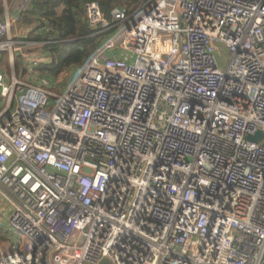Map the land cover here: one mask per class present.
I'll use <instances>...</instances> for the list:
<instances>
[{"label":"built area","instance_id":"built-area-1","mask_svg":"<svg viewBox=\"0 0 264 264\" xmlns=\"http://www.w3.org/2000/svg\"><path fill=\"white\" fill-rule=\"evenodd\" d=\"M84 13L63 93L0 77V264H264V0Z\"/></svg>","mask_w":264,"mask_h":264},{"label":"trees","instance_id":"trees-1","mask_svg":"<svg viewBox=\"0 0 264 264\" xmlns=\"http://www.w3.org/2000/svg\"><path fill=\"white\" fill-rule=\"evenodd\" d=\"M147 0H30L28 10L22 15L25 22L35 21L36 26L27 36L29 42H45L51 57L48 64L35 67L39 77L55 79L68 69L81 68L99 47V34L87 25L84 6L96 2L108 16L115 8L132 14Z\"/></svg>","mask_w":264,"mask_h":264},{"label":"crops","instance_id":"crops-1","mask_svg":"<svg viewBox=\"0 0 264 264\" xmlns=\"http://www.w3.org/2000/svg\"><path fill=\"white\" fill-rule=\"evenodd\" d=\"M24 3H26V5ZM29 3L28 0H0V17L2 19L8 18V21L12 23L10 30L11 38L18 44L22 43L29 45L27 48H24L25 50L22 49L21 51L14 53L12 63L10 62L8 55L0 53V77L1 85L3 87L10 86L14 80L21 82L22 78L26 77L27 79L34 80L30 83H27L26 81V84L40 87L43 78L38 76L35 67L38 64H48L51 61L50 55L44 48L46 45L45 42L26 41L27 36L34 31L36 26L35 21L25 22L23 20L22 15L28 10ZM14 63L17 65L16 72L12 69ZM50 86L53 87V84ZM6 208L4 201L0 199V211L6 210ZM2 220L5 219L2 218ZM9 238L13 239L14 242H19V240L11 234L9 235ZM9 238L7 242L5 240L2 241L4 237H1L0 245H2L4 249L13 250L14 246L12 247V243L14 242H10Z\"/></svg>","mask_w":264,"mask_h":264},{"label":"rangeland","instance_id":"rangeland-1","mask_svg":"<svg viewBox=\"0 0 264 264\" xmlns=\"http://www.w3.org/2000/svg\"><path fill=\"white\" fill-rule=\"evenodd\" d=\"M94 34H99V35H101L102 37H99L98 38V41H99V44H101L106 38H108L109 36H111V34H114L115 33V31H113V32H111L110 34H108L107 36L106 35H104L103 33H95V32H93ZM221 48V47H220ZM25 50V49H24ZM220 53H221V55H224V50L221 48L220 49ZM5 55H7V54H5ZM218 60H219V62H221V60H220V57L218 56ZM223 63H221V65H222ZM16 67H17V65L14 63L13 64V66H12V69H13V71L14 72H16ZM7 69H8V67H7ZM79 69L80 68H76V69H68L67 71H65L64 73H62L60 76H58L57 78H55L54 80L53 79H47V78H45V77H43V79H45L46 81H48V83L50 84V85H52L53 84V87H51L50 89L51 90H53V92L54 93H57V94H60V93H63L68 87H69V85L75 80V78L77 77V75H78V73H79ZM12 71V72H13ZM13 72V73H14ZM15 74V73H14ZM27 81V83H30V82H32V81H34V80H31V79H27V77L26 78H22V83H25ZM26 84V83H25ZM38 84V83H37ZM1 237H3V236H1ZM0 237V238H1ZM8 235H5L4 236V239H2V241H7L8 242ZM10 239V242H14V240L13 239H11V238H9Z\"/></svg>","mask_w":264,"mask_h":264},{"label":"water","instance_id":"water-1","mask_svg":"<svg viewBox=\"0 0 264 264\" xmlns=\"http://www.w3.org/2000/svg\"><path fill=\"white\" fill-rule=\"evenodd\" d=\"M263 138V133L262 132H257L253 136H248L247 139L252 142H259ZM99 264H109L107 260H101Z\"/></svg>","mask_w":264,"mask_h":264}]
</instances>
